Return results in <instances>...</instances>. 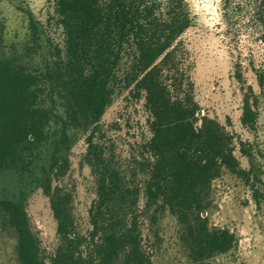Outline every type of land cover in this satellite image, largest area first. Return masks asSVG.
<instances>
[{
	"label": "rangeland",
	"instance_id": "rangeland-1",
	"mask_svg": "<svg viewBox=\"0 0 264 264\" xmlns=\"http://www.w3.org/2000/svg\"><path fill=\"white\" fill-rule=\"evenodd\" d=\"M185 3L191 25L178 41L177 69L166 68L162 73L164 83L173 90L174 78L181 81L180 94H188L196 104L198 118L206 116L224 126L233 136L240 168L252 171L247 180L223 170L211 182L204 213L208 228L228 230L236 242L231 251L214 255L208 264H264V33L253 21L255 0H230L228 10L225 0ZM132 54L121 55L111 102L97 127L91 119L73 121L66 110L67 91L49 75H55L60 61L66 59L54 0H0V59L14 61L38 77L37 104L48 112L45 140L23 149L0 168V201L23 205L42 261L69 245L75 258L80 254L86 263L104 237L91 235L98 187L89 165L87 138L94 132V143L102 146L127 190L125 205L116 213L124 217L126 226L136 224L143 259L150 264H194L181 242L182 227L176 216L161 208V202L146 207L145 186L154 161L146 149L152 137L151 116L144 91L135 86L141 74ZM245 95L257 115L252 129L241 123ZM240 143L249 146L251 157L241 153ZM62 157L66 162L54 168L60 175L52 174L51 186L67 194L70 234L65 238L58 234L50 201L41 188L44 172ZM0 264H22L18 236L1 207Z\"/></svg>",
	"mask_w": 264,
	"mask_h": 264
},
{
	"label": "trees",
	"instance_id": "trees-1",
	"mask_svg": "<svg viewBox=\"0 0 264 264\" xmlns=\"http://www.w3.org/2000/svg\"><path fill=\"white\" fill-rule=\"evenodd\" d=\"M225 1L228 10L230 0ZM253 5V21L264 33V0H255ZM54 13L63 30L66 59L60 61L55 75H49L67 91L66 110L71 120L91 119L97 127L111 102L121 55L133 53L134 67L141 74L135 86L144 91L151 116L152 137L146 149L154 161L145 186L146 207L161 202V208L167 207L176 216L182 227L181 242L194 264H208L214 255L231 251L235 236L225 229L208 228L206 199L211 182L223 170L247 180L252 171L240 168L234 156L233 136L224 126L206 116L198 118L196 104L188 94H180L182 82L174 78L175 88L170 90L162 77L164 69H177L178 41L191 25L185 0H54ZM37 80L16 62L0 59V168L14 161L23 149L30 150L46 138L48 112L37 104ZM256 120L245 95L241 123L252 129ZM93 133L87 138V156L98 189L91 235L102 233L104 237L86 263L80 254L75 258L69 245H62L56 255L42 261L23 205L0 201L9 226L18 236L22 264H117L120 260L122 264H150L140 253L136 224L126 226L124 217L116 213L125 205L127 190L102 146L94 143ZM240 147L243 155L251 157L247 144L240 143ZM63 161L66 159L58 158L56 166L44 172L41 188L50 201L58 234L65 238L70 234L67 194L51 186L54 168ZM58 172L54 176H59Z\"/></svg>",
	"mask_w": 264,
	"mask_h": 264
}]
</instances>
